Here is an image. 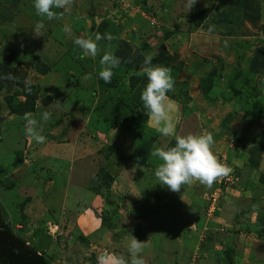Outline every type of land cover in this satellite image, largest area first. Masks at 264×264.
<instances>
[{
  "label": "rangeland",
  "instance_id": "rangeland-1",
  "mask_svg": "<svg viewBox=\"0 0 264 264\" xmlns=\"http://www.w3.org/2000/svg\"><path fill=\"white\" fill-rule=\"evenodd\" d=\"M187 3L74 0L70 11L53 9L60 18H44L43 35L36 36L34 27L41 17L33 0H0V76L5 68L16 77L0 81V213L11 233L49 264H96L91 245L108 246L127 260L132 235L141 240L136 233L144 226L136 224L144 217L141 223L146 221L152 229L151 223L158 222L161 236L154 245L177 253V260L168 257L176 260L173 264H190L193 250L196 264L221 260L235 264V249L228 256L221 253L228 246L224 237L232 234L235 238L240 234L245 247L256 239L262 251H254L253 258L248 253L240 256L237 262L264 261V0H197L191 9ZM203 9L210 15L197 27L192 18ZM97 32L115 37L111 48L121 64L112 78L120 77V87L103 93L105 83L98 77L107 40L98 42L101 52L96 57L81 61L73 47L66 54L67 48L61 46L65 57L44 72L42 67L47 68L53 57L50 44L67 43L79 53L74 40L94 38ZM20 42L28 57L13 62L8 55L19 49ZM149 54L153 65L172 70L174 89L167 95L175 105L171 116L176 133L211 132L214 154L231 169L211 188L193 181L173 192L154 174L158 158L151 157L152 166L146 170L131 162L144 142L154 139L157 146L166 147L175 142L148 123L142 111L148 109L137 105L124 114L117 100L131 93L136 76L146 87L147 76L140 73ZM69 72L74 79H67ZM86 75L92 78L84 85L81 78ZM25 81L31 85L30 93ZM20 103L38 120L43 111L52 113L43 125L44 143L25 135V113H13L10 106L14 109ZM122 119L126 124H120ZM100 130L108 133L101 136L104 143L94 138ZM134 132L143 136V143ZM58 148L64 156L57 155ZM126 171L133 175L129 183L123 177ZM114 177L121 183H114ZM87 215L93 218L91 224ZM78 218L81 224L76 223ZM101 229L107 232L105 239L95 235ZM181 235L191 245L180 248ZM149 248L145 246L141 256L146 264H156L146 257Z\"/></svg>",
  "mask_w": 264,
  "mask_h": 264
},
{
  "label": "clouds",
  "instance_id": "clouds-1",
  "mask_svg": "<svg viewBox=\"0 0 264 264\" xmlns=\"http://www.w3.org/2000/svg\"><path fill=\"white\" fill-rule=\"evenodd\" d=\"M74 0H33L36 14L41 17V22H37L34 27V34L41 36L44 18L48 20L60 18L53 9H63L70 11V5ZM197 0H188L187 7L191 9ZM65 32L70 29L65 27ZM209 33L214 31V26L210 25ZM115 37L108 32L103 34L97 32L92 37H77L74 43L82 50V57H96L101 49L98 42L107 40L108 48L104 50L99 61L100 70L98 77L105 83H111L114 75V69L118 68L121 60L114 54L111 48V41ZM153 56L151 54L145 57L142 65L141 75H146L148 83L141 94V100L149 117L148 123L155 124L156 130L164 137H174L175 145L157 146L153 145L149 155L158 158L155 169V176L159 183L173 192H180L182 187L190 185L193 181H197L206 187L211 188L214 183L227 177L231 169L221 162L213 152L215 140L211 132H201L200 134L188 133L180 135L176 133V126L173 122L171 113L175 111L174 103L169 101L167 93L174 89V80L171 75V68L163 65H153ZM7 80H14L11 73L4 77ZM86 79L91 76L85 77ZM25 88L30 93L31 85L25 81ZM25 121V135L35 140L36 143L42 144L46 137L42 135L43 125L52 119V113L48 110L40 114V119L33 117L32 113H25L23 116ZM146 242L138 240L132 235V239L128 243V253L130 259L124 256H118L108 250H104L97 254V264H146L145 259L141 256Z\"/></svg>",
  "mask_w": 264,
  "mask_h": 264
},
{
  "label": "crops",
  "instance_id": "crops-1",
  "mask_svg": "<svg viewBox=\"0 0 264 264\" xmlns=\"http://www.w3.org/2000/svg\"><path fill=\"white\" fill-rule=\"evenodd\" d=\"M3 5V6H2ZM1 8L3 9V11H6L5 10V2L3 1L2 3H1ZM3 13H5V12H3ZM14 17V16H13ZM3 18H5V21H9V18L7 17V16H4ZM0 23H1V21H0ZM53 43V42H52ZM28 45H29V43H27ZM56 45L54 46L53 44H50V47L51 48H53L54 50H53V57L51 58V57H49V58H51L52 60H51V63H48V67L47 68H44V67H42V69L44 70V72L45 73H48V68H50V67H52L55 63H60L61 61L60 60H62L61 58H64L65 57V54H61V52H60V49L62 48L61 46H64V47H66L67 48V51H66V54H68V52H69V50H71V47H73V49H74V51L76 52V54H79V55H82V50L79 48V50L81 51V52H79V53H77V51H78V49L77 48H74L75 46H72V45H69L68 46V44L66 43V45H64L63 43H61V42H59V41H56V43H55ZM3 45L4 46H6L4 43H3ZM20 45H21V42H20V44H19V49L18 50H13V55H11V53L8 55V56H11V59L12 60H14L13 62H15V61H24V59H26L28 56V53H27V50L25 51V50H22L21 48H20ZM40 45V44H39ZM39 45H38V43H37V46H36V48H37V50H38V47H39ZM8 48V47H7ZM24 51V52H23ZM29 51V50H28ZM6 54H8V53H6ZM44 54H46L47 56H51V55H49V54H47V53H45L44 52ZM54 54L55 55H59V58L57 59V58H54L55 56H54ZM24 56H26L25 58H24ZM81 59L82 58H80L79 60L81 61ZM58 61V62H57ZM9 63L10 62H8V64H7V66H9ZM84 66V65H83ZM52 69H53V67H52ZM71 70V69H70ZM3 71H4V73H2V75L0 76L1 77V82L3 81L2 79H5L4 77L6 76V74H8V72H7V70L4 68L3 69ZM90 71V73H92L93 71L92 70H89ZM4 76V77H3ZM47 76V75H46ZM69 76H71V79H74V75L71 73V72H69V74L67 75V79H69L70 77ZM91 76V78H92V75H90ZM85 77H87V75L86 76H84V77H82L81 79V81H84L83 82V84L84 85H87V83H86V78ZM83 78H85V79H83ZM5 80H7V79H5ZM120 85H121V81H120ZM6 88V87H5ZM145 89V86H143V84H140L139 86H138V88L136 89V91L132 94V100L135 102V104H137L139 107H140V109L142 110L143 108H145V106H144V103H143V101L141 100V94H142V92H143V90ZM86 92H87V88H86V90H85ZM107 93H109V92H107ZM144 113H146L147 114V111L146 110H142ZM100 119H102L101 117L99 118V115H97V118H96V124L97 125H99V126H97V128H100L101 127V125L102 124H100L99 123V121H100ZM118 125V124H117ZM116 125V126H117ZM116 126H114V127H109V129H114ZM101 129V128H100ZM104 134H108V133H105V132H103L102 130H100L99 131V135H96L94 138L96 139V138H98V139H100L99 140V142L101 141H103V143H104V139L103 138H101V136L102 135H104ZM100 137V138H99ZM79 143H81L82 145H85L84 143H85V141H83L82 139H81V141H79ZM94 143V142H93ZM96 143H98V142H96ZM69 144V143H68ZM125 144H129V142L127 141V142H125ZM125 144L123 143V144H121V146H125ZM103 146H106V145H103ZM112 148H117L116 146H114V147H112ZM57 155H63L62 154V151H61V149L60 148H58L57 149ZM64 156V155H63ZM133 163V162H132ZM133 165L134 166H138V167H141L140 169L142 170V169H144V170H146V167L145 166H143V165H140V164H137V163H133ZM258 168H260V166H258ZM262 169L264 170V165H262ZM263 170H261V171H263ZM129 171H126L125 172V176H123L124 177V180H125V182H127V183H129V181H130V177L131 176H133L132 174H130V173H128ZM121 176V175H120ZM252 178H253V176H252ZM114 179L115 180H113L114 181V183H117V182H119V183H121V179L119 178V179H117V178H115L114 177ZM131 182V181H130ZM120 187V186H119ZM90 194H92V192H90ZM94 197V196H93ZM94 199H96V198H93V200ZM233 209H235V207L233 206ZM230 210H231V208L229 209V212H230ZM236 210V209H235ZM231 213V212H230ZM85 214H86V212H85ZM86 217V216H85ZM87 217H88V215H87ZM227 217H229V216H227ZM89 218V224H91V220L93 219L91 216L90 217H88ZM90 218H91V220H90ZM146 217H144V218H142V220L140 219V221H139V223L137 222V224L136 225H143L144 226V228H141V229H139V230H137L138 232L136 233V235H137V237H140V241H142V242H146V244H145V246L147 247V248H149V246H150V248H149V251H148V254L146 255V257L148 258V259H150V258H153L154 260H156L157 262H156V264H173L179 257H177V253H166L165 252V248H163V249H161V248H159L158 249V247L156 248L155 246L156 245H154V243L156 242V238L158 239V238H160L159 236H161V234H159V232H161V229L157 226L158 225V222L156 223V224H154L155 222H152L151 223V225H153V229L151 228V227H149V224H146L147 222L146 221H144L143 223H141L142 221H143V219H145ZM80 219L81 218H78L77 219V221H76V223H78V224H81V222H80ZM88 224V227H90V225ZM154 225H156V226H154ZM239 225V224H238ZM238 225H237V229H239L238 228ZM173 227V226H172ZM138 228V227H137ZM107 234V232H106V230H104V229H101V231H98L95 235H99V236H101L103 239H105L104 238V236ZM144 234V236H145V239L143 240V238H142V235ZM234 235H239V237L238 238H235L234 236H233V234L232 235H227V236H225L224 237V239L225 240H227L228 241V246H227V249L225 250H222V252L221 253H227L226 254V256H228V252H231V249L233 250V249H235V251H237L238 253L234 256V254H233V260H234V263L235 264H244L243 262H240V261H238L237 262V260L239 259V257L240 256H243V257H245L246 256V254L248 253L249 255H251L252 254V258H253V252L254 251H256V254H257V251H259V252H261L262 253V251L260 250L261 248L260 247H258L257 246V244H255L256 242H258V241H256V239H254V238H252L251 240L252 241H254L255 243H251V245H246V247H245V245H243V239H241V236H240V234H234ZM107 239L108 238H106V244L105 245H107L108 243H107ZM183 240H185L183 237H182V235L180 236V238H179V242L181 243L180 244V248H181V246L182 245H188V244H190V243H187V242H185V241H183ZM111 242H114V241H111ZM130 242V241H129ZM104 245V246H105ZM109 245H113V243H111V244H109ZM191 245V244H190ZM242 245V246H241ZM241 246V247H240ZM91 247H92V251H91V253L92 254H90V256L92 257L93 256V262H95L96 264H97V260H96V257H97V254L98 253H100V252H102V251H104V250H108V251H110L111 253H113V254H116V253H114V252H112L111 250H110V248H107L108 246H106V247H102V246H94V245H91ZM189 248V247H188ZM187 248V249H188ZM75 249V248H74ZM190 250H191V248H190ZM226 251V252H225ZM239 252H241L242 254H239ZM191 254L193 255L192 256V258H191V263L190 264H196L197 263V260H196V250H193L192 252H191ZM117 255V254H116ZM259 255V254H258ZM118 256H119V254H118ZM168 257H171L172 259L173 258H175L174 259V261H172L171 259H168ZM128 259H130V258H128ZM259 260V259H258ZM230 261V264H232V260H229ZM218 264H227V260H226V263L224 262V261H222L221 260V262H219ZM245 264H264V261H253V260H251V261H248V263H245Z\"/></svg>",
  "mask_w": 264,
  "mask_h": 264
},
{
  "label": "trees",
  "instance_id": "trees-1",
  "mask_svg": "<svg viewBox=\"0 0 264 264\" xmlns=\"http://www.w3.org/2000/svg\"><path fill=\"white\" fill-rule=\"evenodd\" d=\"M209 15H210L209 9H203L199 11L192 18L193 25L197 27L203 25L206 19L209 17ZM169 35L170 33H168L166 37H169ZM107 44H104V46L105 45L107 46ZM112 79L113 80H111V83L104 82L105 87L103 89V93H107L109 88L120 87V81H119L120 77L115 76ZM140 82H141L140 76H136L131 81V93H125V97H124L125 99L123 98L124 95H121L120 96L121 98L117 97V100L122 105V112L124 114L128 113L129 108L133 109L134 107L135 108L137 107V104H135V102L132 100V94L136 91V89L140 85ZM19 86H21V83H19ZM204 92L207 94V90H204ZM18 96H20V94H17V97ZM34 103H35L34 101L31 103L32 110L35 107ZM10 106L12 108L13 113L24 114L26 112L25 109H23L24 105H22L21 103L19 107L14 109L12 104H10ZM123 123H125L124 119L121 120L120 124ZM134 133L136 134V132ZM135 137L140 139L139 141H142L143 143L142 135L137 136L136 134ZM136 138H134L135 141ZM157 144H158L157 141L154 139L148 142H144V144H142V146L137 149L138 151H136L130 157L131 162L143 165L145 167L152 166L150 161L151 156L149 155V153L152 150L153 145H157ZM174 145L175 142H172L170 146H174ZM0 264H49L48 261L44 258V256L40 254L34 247L27 245L25 242L18 239L11 233L9 226L4 221L3 217L1 216V213H0Z\"/></svg>",
  "mask_w": 264,
  "mask_h": 264
}]
</instances>
